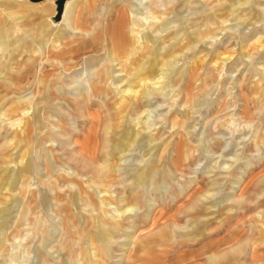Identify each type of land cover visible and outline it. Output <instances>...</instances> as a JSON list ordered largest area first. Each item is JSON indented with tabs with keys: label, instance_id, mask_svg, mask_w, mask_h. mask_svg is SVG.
<instances>
[{
	"label": "rangeland",
	"instance_id": "rangeland-1",
	"mask_svg": "<svg viewBox=\"0 0 264 264\" xmlns=\"http://www.w3.org/2000/svg\"><path fill=\"white\" fill-rule=\"evenodd\" d=\"M29 1L34 5L45 2ZM81 1L79 10L86 23L82 25L90 28L93 14ZM164 2V7L152 6L151 11L142 13L150 27L158 20L156 13L173 9L182 1ZM19 4L16 0H0L2 10L23 12V17L15 15L12 20H8L7 13L0 14V72L11 74L0 79V116L3 114L6 119L0 126V264H66L68 245L72 257L68 264H81L79 258H87L90 237L102 234L98 223L97 229L92 225L85 232L65 219L63 212L69 196L73 194L75 201L79 191L62 178L60 182L54 180L61 174L71 175L86 191L92 189L99 200L103 196L102 184L115 178L108 187L115 198L109 215L119 208L124 210L126 198L136 203L137 216L127 214L122 231L114 234L107 264H264V0L235 4L232 12L231 3L225 0H197L191 8L201 9L203 13L199 15L206 16V21L211 12L226 10L225 31L211 27L214 35L206 36V41L190 53L178 55V65L172 69L184 76L173 90L175 98L169 101L161 96L151 102L141 98L125 116L112 106L109 99L114 94L108 97L107 87L103 86L102 93L87 91V81H99L96 74L107 67L105 52L102 57L106 59L85 68L84 62L95 53H83L91 49L82 50L71 65L65 57H34L37 63H31L33 57L29 58L22 49L16 51L19 47L15 36H28L32 44L34 32L39 31L42 39L43 31L48 29L43 18H35L31 9L25 11ZM56 6L44 13L61 21L64 11L60 18ZM101 10L100 6L98 11L103 14ZM190 11L177 8L162 16L179 22ZM183 23H176L171 31L182 34L187 26ZM5 26L21 32L6 36L2 29ZM100 29L101 23L96 34ZM96 36L94 44L102 46L104 41ZM113 37L109 34V41ZM180 37L166 44L167 54L188 39L187 35ZM161 43L157 47L162 48L165 42ZM170 46L175 47L169 49ZM223 54L228 59L223 60ZM200 56L206 58L202 61ZM191 67L199 70L196 85L188 91L187 73H192ZM38 69L45 72L41 89L35 90L32 82L27 85L15 80L17 73H33L37 77ZM118 69L114 68L112 76L125 90L129 85L126 80L121 81L125 75L117 73ZM59 84L66 92L61 101L54 99ZM252 92L258 94L255 101ZM246 105L253 114L251 119L244 115ZM32 106L41 108L46 127L35 131L32 126L22 140L13 132L29 120L23 111ZM123 118L128 131L139 132L151 126L149 136L158 132L159 141L152 144L158 146L152 155L146 156L150 150L146 142L136 143L130 152L119 153L117 143ZM18 119L21 120L16 122ZM137 121L140 124L134 127ZM185 121L188 122L184 124ZM47 133L49 138L41 139ZM89 137L96 141L90 153L82 148ZM181 138L186 140L189 155L178 170ZM29 140L34 144L32 150ZM57 160L62 164L55 165ZM141 169L145 171L143 184L135 177ZM50 183L51 187L47 186ZM26 191L28 195L23 197ZM33 193L37 201L30 204L28 197ZM97 212L92 204L79 201L72 215L83 214L85 221L92 223ZM66 226L72 234L66 233ZM132 237L138 240L136 248L130 246Z\"/></svg>",
	"mask_w": 264,
	"mask_h": 264
},
{
	"label": "bare ground",
	"instance_id": "bare-ground-1",
	"mask_svg": "<svg viewBox=\"0 0 264 264\" xmlns=\"http://www.w3.org/2000/svg\"><path fill=\"white\" fill-rule=\"evenodd\" d=\"M16 1L20 3L19 4L20 7L25 8L24 9L25 11L27 9H31L35 18L38 17L43 18L48 28L47 30L43 31L44 36L42 39L41 36L39 35V31L34 32L32 44L29 43L27 38L28 36L27 37L19 36V35L15 36L18 39L16 46L19 47L16 49V51L18 52V50L20 51L22 49L24 54H26L29 58L33 57L32 60L30 59L32 61L31 63L36 64L38 58L39 59L42 58L44 60L50 57H54L55 59L59 60L62 57H65L70 61L69 64L71 65L76 63L74 57L77 54H79L82 50L91 49V51H86L83 53V54L95 53L94 54L95 56L93 58L87 59L84 62L85 68L93 65L99 60L106 59L102 57V54L105 52V54L107 55L106 57L108 58V64L107 67L104 66L103 70L96 74L97 77H99L98 78L99 81L98 80L95 81L94 79L89 80L87 81V86L85 84L84 86L87 87V91L92 90L101 93L102 91H105L102 90L103 86L107 87V96L110 97L112 94H114L113 97L109 99V101L112 102L113 107H116V111H118L120 116H125L130 114L132 106L137 105L136 101L139 104L141 98H144L145 101L148 100L150 102L153 99L161 96L168 99L169 101L175 98V95L173 94V90L177 86V84L181 82V78L184 76L182 72L177 73L175 70H173L174 67L175 66L177 67L178 65L177 63L178 61H176V58L181 56L179 54L182 52L189 51L190 53L191 52L190 50H195L194 48L198 47L199 44L206 41V36L210 34L214 35L215 30L211 31L212 29L211 27L215 26L216 31L221 30L223 28V24L228 21L226 20V10L217 9L211 12V14L208 15L206 21V16L204 18V17H200L199 15V13H203L201 9L195 10L191 8V6L197 3V0H181L182 2H180V4H178L177 7L173 9L164 8V10L161 11L162 13H156L158 14L157 16L158 20L157 21L153 20L154 21L153 26L150 27L151 24H149L146 21L147 17H145L142 13L147 10L151 11L152 6L160 5L164 7L166 5L164 0H158V2H153L151 0H148L149 3L148 6L146 5L148 4L146 3L147 0H115L113 4L110 3L111 0H84L85 8L87 7L88 10H91V14H93L92 17L94 18V20L90 21V28L86 26H85L86 28H84L83 25H86V23L84 22L85 19L83 20L84 14L81 13V11L79 10L82 7L81 0H63L60 2H57V0H42L39 1V3L45 1L43 4H35V5L33 3H29L30 2L29 0H16ZM225 1L227 4L231 3L229 5L230 10L235 7L234 6L235 4L243 6L248 4L249 2V0H225ZM54 4L58 5L56 7L60 18L64 11L61 21H57L56 17L54 18V17L45 16L44 12H46L49 8H51L52 5L54 6ZM37 5H41L42 7L41 6L34 7ZM100 6L103 7L104 11L101 10L103 11V14L98 11ZM177 8H181V9L184 8L185 10L191 9V11L189 14H187V16L186 14L182 15L181 20L179 22L173 21L172 17L168 16L164 18L162 16L163 13H167L168 15H170L172 11ZM2 12L7 13L6 15L8 20H12V18H14L13 16L15 15H18L19 16L18 18L23 17V12L20 11L7 12L1 9L0 10L1 15ZM229 12H232V10ZM185 13H187V11H185ZM192 15H198V17L195 18ZM180 22H184L183 24L187 25L185 31H183L182 34L181 31L179 32L171 31L172 29H175L176 23H180ZM100 23L102 25V29H100V31H98L96 34L97 31L96 27H98ZM160 24L162 25L159 26ZM202 27L204 28L202 29ZM2 29L5 31L6 36L10 35V33L11 35H15L16 32H21L20 29L10 30L8 26L3 27ZM76 31H80L81 35L78 34ZM167 31H169L168 35L161 37V35ZM222 31H225L224 28L222 29ZM188 32L191 34L188 35L187 34ZM109 34L114 36L113 38H110V41L108 38ZM183 35L185 36L187 35L188 37V39L183 43V45H181V47H179L178 49L175 48L172 53L167 54L165 48L167 46L166 44H169L173 41H177V38H181L180 36ZM95 36L98 39L100 37L104 41L102 43V46L101 45L98 46L97 44L96 45L94 44L95 43L94 40H96ZM212 37L214 38V36ZM9 41H11V39ZM162 41H164L165 44L162 45L161 48L159 45ZM179 41L180 40H178V42ZM157 44H159L158 47ZM173 47L175 46H170L169 49H172ZM159 50H160V54H158ZM34 57H36L37 59ZM222 57L223 60L228 59L225 54H223ZM205 58L206 56H202V57L200 56V59L202 61ZM190 64L194 65V62H191ZM116 66L119 67L118 71L116 72L120 73V75L122 74L125 75V77L121 81L126 80L129 85V87L128 88L126 87L127 89L125 90L124 89L121 90L119 88V84L114 82L115 80L113 79L114 77L112 75L115 73L114 68ZM191 68L189 70L192 73L191 74H188L189 72L187 73L188 91L192 89L194 85H196L195 78L199 70V69L195 70ZM10 71L12 73H16L14 69H11ZM37 71L39 73V75L37 74V77L33 73H28L26 76L24 75L21 76L19 75L21 73H17L18 75L15 78V80L27 82V85L28 83L31 84L30 82H32L33 86L35 87L34 88L35 90L38 87L41 89L45 81V72H43L41 69H38ZM9 75H11L10 72L6 71L5 73H3L1 71L0 79ZM176 77H178L177 80ZM260 82L261 79L257 83H255L256 87L260 84ZM57 92L58 94L55 95L54 99L59 101L63 99L65 100L66 92L61 84H59L57 88ZM252 93L254 94L255 92ZM33 95H35V93H33ZM257 95L258 94L256 93V95L253 97L252 100L255 101ZM243 112L244 115L246 116V119H251L253 117V114L251 113V110L247 105L245 106ZM42 113L43 111H41V108H38V106H32V108L25 109L23 111V114L25 116H28L29 120L24 121V123L20 124V127L13 132L15 133V136L21 137V139L24 140L25 138L24 132L30 130L32 126H34L35 131H43V129L46 127V122L45 120H43L44 117ZM144 113L145 112H142V114ZM187 119L190 120L189 112H187ZM20 120L21 119H18L16 122H19ZM5 121L6 119L2 114L0 116V126L3 125ZM186 122L188 121H185L184 124H186ZM120 123H121L120 125L121 131H122L120 135L121 139L119 143H117V146L119 148L118 149L119 153L125 154L126 151L130 152L131 148L136 143L139 144L141 142L142 143L146 142L147 147H150V150L146 156H148L149 154L152 155L153 150H155L156 147L158 146V145L152 146L154 142L159 141L158 132L153 134L150 133L152 135L149 136L148 132L149 129L152 128L151 126L145 129L143 128L144 129L143 131L140 130L139 132H134V130L132 131L127 130L125 126L124 118ZM139 124L140 122L137 121V123L134 124V127H138ZM190 127L192 128V126ZM49 135L50 134L47 133L46 135L41 136V139L49 138ZM149 137H151L150 141L148 140ZM28 142L30 145L29 146L30 149L31 148L33 149L34 144L30 140ZM95 145H96V141H94L93 138L89 137L88 139H85V143L82 146V148L90 153ZM187 148L188 145L186 143V140H184V138H181V144L177 148V152L179 154V160L177 161L178 170H180L184 166L182 162H184V160L188 158L189 153L186 152ZM55 158L56 157H54V160ZM21 164L23 165L25 164L24 160L21 162ZM54 164L59 166L60 164H62V162L60 160H57L55 161ZM141 170H140L141 172L139 171L136 173L135 177L138 179V181L141 184H143L145 171L143 169ZM8 175L12 176L11 172H9ZM64 175L65 177H61L62 174L59 175L58 176L59 179L56 177L53 178L57 182L62 181L60 180L62 178L64 183H66L67 185H76L78 187L77 190L79 191V195L75 201H73V194H70L69 202L63 212L65 214V219L68 222H72L74 224V228L77 229L78 231L85 229L86 232L87 227L93 225L95 229L99 228L102 234L101 236L98 235L97 237H94L92 235L90 237L89 247L91 251L87 256V258L83 256L81 259L79 258V262L81 264H107V258H108L107 256L110 247L112 245V239L114 238V234L118 231H122L121 229H123L125 216L127 214H131V215L134 214L137 216V213L135 212L137 209V205L136 203H133V201L126 198L123 201L126 202L127 207L124 210L119 208L117 209V212L113 211V215H109L110 212H112L111 206L115 205V198L112 196V193L108 189V187L109 184L115 178L109 181V183L107 180V182H104L106 184H102L100 194H103V196L99 200L92 189L86 191V189L84 190L82 188L78 180L75 181V179L69 174H63V176ZM47 186L51 187V183L48 184ZM26 195H28L27 191L23 195V197H26ZM36 197H37L36 193H33L32 197L29 196L28 197L29 203L34 204V202L37 201ZM79 201L88 202L89 204H92L95 208H98L97 214H94L92 216V223H89L88 220L85 221L83 214L72 215V212L75 209V205ZM81 223L83 224L84 228H82ZM97 223L99 226L96 228ZM64 229L67 234L69 235L72 234L69 226L64 227ZM130 240H132V244H130V246L136 248L138 244L137 242L138 240L134 239L133 237L130 238ZM67 248H68L69 259L66 264H68V262H70V260L72 259V257H70L69 255L70 245H68ZM130 255H132V252ZM135 256H131V258L135 259ZM71 264H76V263L72 261Z\"/></svg>",
	"mask_w": 264,
	"mask_h": 264
},
{
	"label": "water",
	"instance_id": "water-1",
	"mask_svg": "<svg viewBox=\"0 0 264 264\" xmlns=\"http://www.w3.org/2000/svg\"><path fill=\"white\" fill-rule=\"evenodd\" d=\"M61 1H63V0H61Z\"/></svg>",
	"mask_w": 264,
	"mask_h": 264
}]
</instances>
